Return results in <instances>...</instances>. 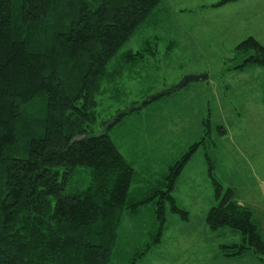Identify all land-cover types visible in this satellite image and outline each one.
<instances>
[{
    "label": "trees",
    "instance_id": "obj_1",
    "mask_svg": "<svg viewBox=\"0 0 264 264\" xmlns=\"http://www.w3.org/2000/svg\"><path fill=\"white\" fill-rule=\"evenodd\" d=\"M231 1L237 0L217 6ZM160 4L0 0V264H114L126 248L120 239L124 211L153 196L130 199L136 169L107 130L94 134L97 95L109 61ZM238 50L247 58L237 68L264 66V45L254 37ZM189 155L171 167L167 190L154 195H160L155 243L167 200L188 219L171 192ZM81 169L90 174L89 184L69 192L70 177ZM214 182L220 198L223 187ZM206 222L214 231L228 227L242 234L241 244L221 247L224 256L253 250L264 261L261 224L231 189Z\"/></svg>",
    "mask_w": 264,
    "mask_h": 264
},
{
    "label": "rangeland",
    "instance_id": "obj_2",
    "mask_svg": "<svg viewBox=\"0 0 264 264\" xmlns=\"http://www.w3.org/2000/svg\"><path fill=\"white\" fill-rule=\"evenodd\" d=\"M220 1L161 0L106 67L94 134L107 130L136 169L130 199L153 196L139 210L124 211L120 239L126 248L114 264H264L253 250L224 256L221 247L241 244L242 234L214 231L206 222L228 189L254 218L264 210V66L237 68L247 58L238 50L241 42L254 37L264 45V0L217 6ZM196 74L209 78L155 98ZM188 154L171 192L188 219L167 200L155 243L160 195H154L167 190L171 167ZM214 179L223 187L220 198ZM70 180L69 192L82 190L90 174L81 169Z\"/></svg>",
    "mask_w": 264,
    "mask_h": 264
},
{
    "label": "water",
    "instance_id": "obj_3",
    "mask_svg": "<svg viewBox=\"0 0 264 264\" xmlns=\"http://www.w3.org/2000/svg\"><path fill=\"white\" fill-rule=\"evenodd\" d=\"M208 78L209 77L207 75H204V74L184 76L182 78V80L180 81V83L178 85H176L173 89L165 91L164 93L157 95L155 98H160L161 96L176 92V91L180 90L181 88L185 87L191 81H203L206 79L208 80Z\"/></svg>",
    "mask_w": 264,
    "mask_h": 264
},
{
    "label": "crops",
    "instance_id": "obj_4",
    "mask_svg": "<svg viewBox=\"0 0 264 264\" xmlns=\"http://www.w3.org/2000/svg\"><path fill=\"white\" fill-rule=\"evenodd\" d=\"M237 202H238L240 205H242V206H246V204H245V202H244L243 200H238ZM258 211H260V210H258ZM253 214H254V212H253ZM257 215H258L259 217H258V218H255V219L258 220L259 223L261 224L262 231H263V234H264V224H262V222H261V217H263V219H264V210H262V211H260V212H257Z\"/></svg>",
    "mask_w": 264,
    "mask_h": 264
}]
</instances>
